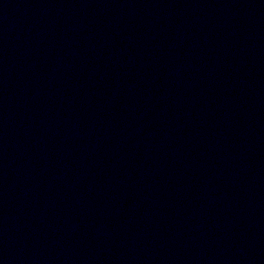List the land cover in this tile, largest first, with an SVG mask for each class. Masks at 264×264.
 <instances>
[{"label": "water", "instance_id": "water-1", "mask_svg": "<svg viewBox=\"0 0 264 264\" xmlns=\"http://www.w3.org/2000/svg\"><path fill=\"white\" fill-rule=\"evenodd\" d=\"M0 264H264V0H0Z\"/></svg>", "mask_w": 264, "mask_h": 264}]
</instances>
